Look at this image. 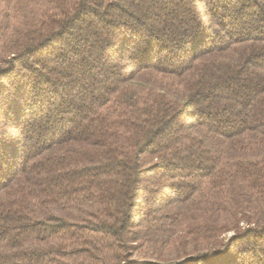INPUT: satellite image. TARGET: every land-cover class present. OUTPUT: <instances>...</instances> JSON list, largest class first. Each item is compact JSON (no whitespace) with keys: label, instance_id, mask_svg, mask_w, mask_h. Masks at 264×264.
Instances as JSON below:
<instances>
[{"label":"trees","instance_id":"1","mask_svg":"<svg viewBox=\"0 0 264 264\" xmlns=\"http://www.w3.org/2000/svg\"><path fill=\"white\" fill-rule=\"evenodd\" d=\"M0 264H264V0H0Z\"/></svg>","mask_w":264,"mask_h":264},{"label":"rangeland","instance_id":"2","mask_svg":"<svg viewBox=\"0 0 264 264\" xmlns=\"http://www.w3.org/2000/svg\"><path fill=\"white\" fill-rule=\"evenodd\" d=\"M231 232L226 233V236L230 235ZM160 250L161 254L157 251ZM193 245L191 243H183L178 235H173L170 242L161 247L160 249H152L149 245H139L135 252L134 257L138 259H175L181 257L184 253L191 252Z\"/></svg>","mask_w":264,"mask_h":264}]
</instances>
